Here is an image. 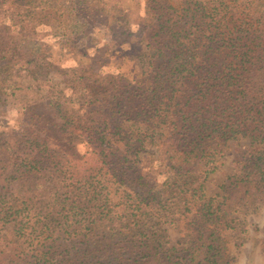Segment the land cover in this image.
I'll list each match as a JSON object with an SVG mask.
<instances>
[{"label":"trees","instance_id":"obj_1","mask_svg":"<svg viewBox=\"0 0 264 264\" xmlns=\"http://www.w3.org/2000/svg\"><path fill=\"white\" fill-rule=\"evenodd\" d=\"M54 1L61 4L52 8L54 29L66 27L70 15L76 24L86 20L93 28H109L115 43L119 35L132 34L134 25L146 49L137 57L138 79L127 75L131 70H74L78 81L72 90L95 106L89 112L72 107L65 89L52 86V101L42 97L26 106L21 129L0 132L2 186L49 182L43 191L57 206L71 202L73 217L88 216L86 231L58 230L54 251L49 223H43L39 254H30L21 242L0 246V264H228L226 234L237 230L234 209L264 202V0H145L144 15L132 23L125 9L113 11L119 17L112 19L103 0ZM77 41V35H68L70 55ZM18 51L0 36V100L21 92L25 63L38 62ZM159 130L169 135L155 138ZM118 135L125 149L114 144ZM237 139L254 147L250 157L230 178L223 202L207 198L205 185L219 169L224 145ZM159 140L170 169L164 189L155 191L142 175L129 180L136 185L125 187V206L116 215L108 196L112 182L124 185L140 152ZM82 145L101 164L86 173L76 164ZM2 203L0 222L14 223L19 240L40 239L34 227L23 232V219L33 209ZM159 209L166 213L154 217ZM191 212L187 241L170 246L164 219H188Z\"/></svg>","mask_w":264,"mask_h":264},{"label":"rangeland","instance_id":"obj_2","mask_svg":"<svg viewBox=\"0 0 264 264\" xmlns=\"http://www.w3.org/2000/svg\"><path fill=\"white\" fill-rule=\"evenodd\" d=\"M103 1L104 9L112 19L119 17V14L113 12H120L119 9L127 11L128 20L131 23L135 21L137 15H144L145 0ZM210 1L212 0H208L209 3ZM60 6V1L54 0H0V36L4 42L11 47L17 45L18 52H22L25 57L34 55L39 58L35 63L36 66L25 63L22 91L16 96H7L0 100V132L21 129L26 106L42 97L52 101V86H56L55 89H65L72 107L81 109L84 113L94 109L95 106H91L92 104L88 100L79 97L78 92L72 90L73 85H76L78 81V78H74L75 75H73L76 68L103 74L118 72L127 74L131 70V74L127 75L132 79L139 78L140 66L137 57L139 53L145 51L146 46L142 44L136 26L132 25V34L119 35L115 43H111L109 28L97 25H94L93 28L86 20L76 24L74 17L72 18L69 13L66 27L56 24L54 29L52 27V8L59 9ZM70 34L74 37L77 35L79 38L76 50L71 55L72 50L64 44ZM52 62L55 69L52 68ZM161 134L167 137L169 130H159L156 132L155 138L161 139ZM121 138L123 137L120 135L116 136L114 144L120 149H125V142ZM161 144V140L156 141L140 152L142 158L133 166V170L128 172L127 184L120 185L112 182L108 189V196L112 200L110 207L116 212V215L125 206L126 198L123 194L125 187L127 185L135 187L136 185V182H129V180L136 181L137 177L142 175V182L147 181L156 185L155 191L164 189L165 176L170 172V169L162 161L163 155L161 156L159 151L162 147ZM253 148L245 139L230 140L224 145L219 156V169L209 177L205 185L207 198H216L218 202H223L230 178L243 168ZM79 152L80 156L76 164L80 172L86 173L91 168L101 165L96 154H93L88 146H79ZM159 159L161 162H158ZM43 184L50 185L49 182L19 180L10 181L4 186L0 184V212L3 207V199L10 203L27 204L33 210L30 217L23 219V232L30 234L34 231L30 227H34L37 233L35 235L40 236V239L35 240L33 235L30 238L31 243H23L24 239L19 240L12 231L14 223L5 225L4 222H0V246H4L10 241L17 244L21 242L22 247L26 248V251H30V254H39L44 250L42 244L45 236L41 233L43 223H49L52 229L50 234L54 235V238L49 236L51 237L49 238L51 247L55 246L52 245V240H57L58 230L72 231L77 226L80 227V230H87L85 225H87L88 216L84 215L85 219L73 217L76 210H70L71 202H67L69 203L67 206H57L51 194L48 192L45 194L43 191L46 188ZM128 188L127 193L132 195L134 189ZM174 197L175 195L170 198L173 200ZM144 205L139 206L144 208ZM162 211L159 209L160 214L153 212L154 217L158 218L159 215L166 213ZM24 215H21V219ZM188 216V219L178 217L174 221L169 217L164 219L162 229L165 231L164 234L170 246L180 247L187 241V225L192 212ZM232 216L235 219L237 230L226 234L228 264H264V202H250L243 207L236 208ZM20 223L16 229H20ZM111 226H107V228ZM55 243L58 245L61 241ZM60 248V250H64L65 246ZM50 250L54 251L55 249L52 247ZM56 257L61 258L60 255H56ZM48 264H52V261ZM53 264H55L54 260Z\"/></svg>","mask_w":264,"mask_h":264}]
</instances>
